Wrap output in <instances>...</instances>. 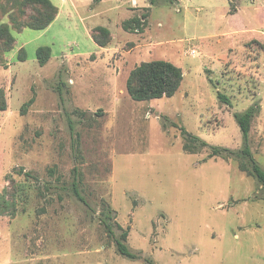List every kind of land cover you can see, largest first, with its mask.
I'll list each match as a JSON object with an SVG mask.
<instances>
[{
	"label": "rangeland",
	"instance_id": "obj_1",
	"mask_svg": "<svg viewBox=\"0 0 264 264\" xmlns=\"http://www.w3.org/2000/svg\"><path fill=\"white\" fill-rule=\"evenodd\" d=\"M80 1L82 17L107 12L87 25L111 19L106 50L77 22L28 29L42 9L0 0L14 37L0 39V264H264V189L243 156L209 158L244 147L234 115L256 104L247 145L264 172V0ZM132 15L142 32L122 29ZM150 61L183 82L133 101L130 72ZM181 128L207 147L185 151Z\"/></svg>",
	"mask_w": 264,
	"mask_h": 264
},
{
	"label": "trees",
	"instance_id": "obj_2",
	"mask_svg": "<svg viewBox=\"0 0 264 264\" xmlns=\"http://www.w3.org/2000/svg\"><path fill=\"white\" fill-rule=\"evenodd\" d=\"M100 1V0H95ZM151 5L156 4V0L149 1ZM26 6L39 7L43 12L40 13L41 19L32 23V26L28 29L35 31L45 30L55 19L58 10L53 6L50 0H22ZM144 16L141 18L134 17L131 20L123 22L122 29L128 30H139L142 32L144 25L142 24ZM92 40L100 48H106L110 42L111 34L108 29L104 27H96L92 30ZM5 38L7 44L10 46L9 51L12 50L14 44V37L11 35L8 26H0V39ZM51 56L49 48H39L36 51V59L40 66H45ZM24 58H20V61H24ZM210 81V80H209ZM183 82V72L180 68H177L173 64L166 61H150L141 63L135 67L128 77L126 82V92L129 97L136 102H145L154 99H161L163 97H172L180 88ZM217 97L220 103L230 106V99L221 94L217 93ZM34 100H30L27 105H31ZM23 108V113L25 111ZM7 110V104L5 101L4 92L0 91V113ZM258 107L256 104L250 106L242 113H236L234 120L238 125L240 132L243 137L244 147L238 152H233L226 148L211 147V153L209 158L213 157H228L231 155L239 154L246 159V162H241L239 168L242 172L254 178L258 184L264 189V172L257 166L252 159L251 152L247 145L248 137L250 133L251 123L255 116L258 114ZM182 135L185 137L186 144L184 149L187 152H191L195 149V144H199L201 147H207V144L197 137L188 134L184 129L181 128ZM74 195L84 203V199L80 195L77 186L73 184ZM112 212V211H111ZM118 229L122 230L121 226L117 224ZM109 234L111 229L106 226ZM128 231V230H127ZM123 231L120 236V240H115V245L118 253L128 259H137L138 256L131 253L127 248L126 242L128 232Z\"/></svg>",
	"mask_w": 264,
	"mask_h": 264
},
{
	"label": "crops",
	"instance_id": "obj_3",
	"mask_svg": "<svg viewBox=\"0 0 264 264\" xmlns=\"http://www.w3.org/2000/svg\"><path fill=\"white\" fill-rule=\"evenodd\" d=\"M50 1L53 4V6L55 8H57L58 13H57L55 19L53 20V22L45 29V31H47V32L50 31L51 29H53V27L57 23H60L63 20L64 22L66 21L69 25H72L73 22H77V24L79 23L80 26H81L82 31L84 32V34L86 36H88L89 39H91V40H92V37H91L92 30L94 28H96V27H104V28L108 29L110 34H111V36H112V38H113L111 30L109 29L110 28L109 24H111V19L110 18H106V22L107 23L105 25H93L92 23H90L88 25L86 24V22L91 21V20H93V19H95L97 17H103L105 12H99L97 14L96 13L97 11H95V9H91V10H89L91 12V14H89L86 17H82L81 13L79 12L80 8L78 7L79 2H81L80 0L79 1L78 0H50ZM93 1L91 2V4H89V6H88L89 8L91 7ZM77 3H78V5H77ZM100 3H101V0L97 4H95L94 7H96V5H99ZM128 3H129V0H128ZM81 7H84L83 4L81 5ZM91 8H93V7H91ZM133 12L134 11H131V14ZM132 18H134L133 15L130 16L129 19L124 20V22L128 21V20H131ZM118 25H119V23H116L117 27H118ZM99 49L100 50H106V49L100 48V47H99ZM88 54L90 55V53H88ZM77 57H79V56H77ZM51 59H53L52 51H51L50 60Z\"/></svg>",
	"mask_w": 264,
	"mask_h": 264
}]
</instances>
